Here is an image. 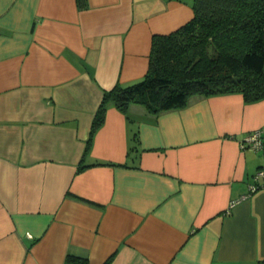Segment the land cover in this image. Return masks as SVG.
I'll list each match as a JSON object with an SVG mask.
<instances>
[{
    "label": "crops",
    "instance_id": "0c3cea01",
    "mask_svg": "<svg viewBox=\"0 0 264 264\" xmlns=\"http://www.w3.org/2000/svg\"><path fill=\"white\" fill-rule=\"evenodd\" d=\"M192 2L0 0V264L264 262V150L239 144L264 98L109 104L85 152L103 91L140 81Z\"/></svg>",
    "mask_w": 264,
    "mask_h": 264
},
{
    "label": "trees",
    "instance_id": "16d2710c",
    "mask_svg": "<svg viewBox=\"0 0 264 264\" xmlns=\"http://www.w3.org/2000/svg\"><path fill=\"white\" fill-rule=\"evenodd\" d=\"M76 3L86 6V0ZM191 7L186 23L152 36L140 81L117 82L103 91L85 152L109 104L126 111L129 104L140 103L158 113L185 105L195 94L236 91L246 101L264 98V0H193Z\"/></svg>",
    "mask_w": 264,
    "mask_h": 264
},
{
    "label": "built area",
    "instance_id": "2783aa9c",
    "mask_svg": "<svg viewBox=\"0 0 264 264\" xmlns=\"http://www.w3.org/2000/svg\"><path fill=\"white\" fill-rule=\"evenodd\" d=\"M241 148H250L253 150H264V131L261 129L253 130L245 134L242 139L239 141ZM261 178H264V170H258L252 176V181L249 183L248 193L256 191L258 188L264 186V182L260 181ZM247 195L241 196L245 198ZM240 200V199H239ZM239 200H232L229 204V207L234 205Z\"/></svg>",
    "mask_w": 264,
    "mask_h": 264
}]
</instances>
